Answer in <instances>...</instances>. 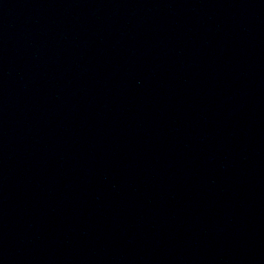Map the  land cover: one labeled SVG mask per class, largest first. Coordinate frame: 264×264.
<instances>
[{
  "label": "water",
  "instance_id": "water-1",
  "mask_svg": "<svg viewBox=\"0 0 264 264\" xmlns=\"http://www.w3.org/2000/svg\"><path fill=\"white\" fill-rule=\"evenodd\" d=\"M0 264H264V0H0Z\"/></svg>",
  "mask_w": 264,
  "mask_h": 264
}]
</instances>
